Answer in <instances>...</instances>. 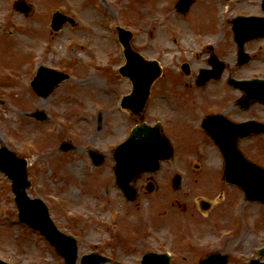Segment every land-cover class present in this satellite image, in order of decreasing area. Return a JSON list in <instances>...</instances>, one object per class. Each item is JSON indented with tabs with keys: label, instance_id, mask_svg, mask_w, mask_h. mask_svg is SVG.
<instances>
[{
	"label": "rangeland",
	"instance_id": "374dc122",
	"mask_svg": "<svg viewBox=\"0 0 264 264\" xmlns=\"http://www.w3.org/2000/svg\"><path fill=\"white\" fill-rule=\"evenodd\" d=\"M15 1L0 0V149L28 160L32 187L27 195L41 197L58 229L75 236L78 255L95 251L125 264H139L148 250L171 246L181 252L190 238L205 249L182 251L173 264H195L197 254L209 252L231 254L228 264H249L256 258V251L264 246V206L243 203L241 194L222 182L213 150L198 155L193 149L174 150L179 160L134 181L139 191L131 205L112 188L113 149L129 129L151 123L152 116L145 112L140 121L129 111L115 110V100L130 89L118 78L123 57L109 29L128 28L132 47L165 66L163 78L151 88L153 94L165 83L176 92H190L187 85L183 88L176 66L188 60L195 16L221 13L220 0H194L186 14L175 10L179 0H24L32 8L27 15L14 9ZM55 11L74 18L76 24L52 32L48 24ZM178 30L184 41H176ZM41 64L70 76L46 98L38 97L28 85L32 69ZM35 111L44 112L46 120H35ZM178 130L190 140L191 134ZM64 141L73 146L67 153L59 150ZM89 149L104 154L102 165L92 166L95 169L87 156ZM260 150L264 162V148ZM185 155L209 160L181 163ZM176 163L189 173L186 188L205 173L204 196L175 193L166 186L163 180L174 172ZM150 178L155 183L153 195L145 190ZM9 185L0 172V258L10 264H64L41 236L18 226ZM201 200L210 203L208 211L196 209ZM240 207L243 214L237 213ZM246 221L256 230L251 227L241 237L238 225Z\"/></svg>",
	"mask_w": 264,
	"mask_h": 264
},
{
	"label": "flooded vegetation",
	"instance_id": "af4514ba",
	"mask_svg": "<svg viewBox=\"0 0 264 264\" xmlns=\"http://www.w3.org/2000/svg\"><path fill=\"white\" fill-rule=\"evenodd\" d=\"M227 5L228 12L224 14H199L195 18L188 60L180 61L176 67L180 82L185 83L183 88L187 85L190 92H176V88L162 84L154 94L155 103L148 101L145 110L149 116L154 110L159 112L162 134L174 149L191 147L197 155L204 154V149L213 150L221 162L218 147L224 144L239 149L250 162L262 166L259 148H264V104L249 99L236 84L264 79V30L259 20L264 13L261 0L248 4L228 0ZM182 65H188L186 71H182ZM179 128L191 134L189 141ZM192 158L193 162L209 160L205 156ZM204 175L193 178L194 185L186 192L195 196L206 192L202 186Z\"/></svg>",
	"mask_w": 264,
	"mask_h": 264
},
{
	"label": "water",
	"instance_id": "95a60500",
	"mask_svg": "<svg viewBox=\"0 0 264 264\" xmlns=\"http://www.w3.org/2000/svg\"><path fill=\"white\" fill-rule=\"evenodd\" d=\"M189 4L190 2L188 0H182L178 5L182 12H186ZM16 8L18 11L24 13L30 10L22 1L17 2ZM65 21H67L66 17L56 13L52 20V28L54 30L60 29ZM68 21L72 22L70 19H68ZM119 38L125 47V54L128 60L127 65L121 69V74L131 78L136 88L135 97L125 98L124 105L134 112H139L147 97L149 86L159 75V70L156 67V63H146L130 48V34L119 30ZM147 74L150 76H148L149 79H146ZM66 77L67 76L54 71L41 69L32 85L39 96L46 97L51 90ZM145 79L146 82L144 81ZM140 84L141 86L144 84L141 91L138 88ZM243 87L248 94L264 101V81H262L260 85H255L254 87H251L250 83L243 84ZM35 117L42 120L44 119V114L36 113ZM143 135H145V137H143ZM165 145L157 128L148 129L144 125H141L134 128L130 139L116 149L114 159L116 160L115 173L117 183L122 188L125 196L130 200L135 198V193L130 189L129 182L143 172H155L158 169L159 160L170 157V149ZM70 149L71 146L68 144H62L61 146L62 151H69ZM225 156V179L228 182L237 184L244 190L249 188V181L253 179L249 172L243 173L238 171L242 169L243 166L236 163L237 161L234 159L232 153L227 152ZM93 158L96 165L101 164L102 157L94 154ZM0 170L12 180V190L15 194L18 219L32 229L38 230L50 242L55 251L64 258L66 264H75L77 247L74 239L58 232L49 219L47 209L42 202L29 199L25 193V189L30 186V183L26 179V161L17 158L14 153L6 149H0ZM259 173V177L255 179L258 180L257 182L261 183L260 187L262 188V194L250 195L247 197L251 201L259 200L264 203V171ZM174 183L177 185L178 179H176ZM259 253L264 254V250ZM106 261L107 260L101 256L91 254L83 256L81 264H101ZM0 264L4 263L0 261ZM141 264H168V260L166 256L146 254L143 256ZM201 264H226V258L213 254L204 259ZM251 264L260 263L251 261Z\"/></svg>",
	"mask_w": 264,
	"mask_h": 264
},
{
	"label": "bare ground",
	"instance_id": "6f19581e",
	"mask_svg": "<svg viewBox=\"0 0 264 264\" xmlns=\"http://www.w3.org/2000/svg\"><path fill=\"white\" fill-rule=\"evenodd\" d=\"M244 235H245V230L242 229V231H241V237H244Z\"/></svg>",
	"mask_w": 264,
	"mask_h": 264
}]
</instances>
